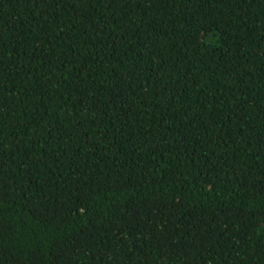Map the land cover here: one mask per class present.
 Instances as JSON below:
<instances>
[{
	"label": "trees",
	"instance_id": "trees-1",
	"mask_svg": "<svg viewBox=\"0 0 264 264\" xmlns=\"http://www.w3.org/2000/svg\"><path fill=\"white\" fill-rule=\"evenodd\" d=\"M0 264H264V0H0Z\"/></svg>",
	"mask_w": 264,
	"mask_h": 264
}]
</instances>
